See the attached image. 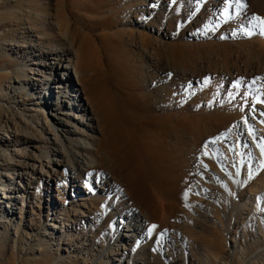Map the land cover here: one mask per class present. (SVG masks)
<instances>
[{
    "label": "bare ground",
    "instance_id": "1",
    "mask_svg": "<svg viewBox=\"0 0 264 264\" xmlns=\"http://www.w3.org/2000/svg\"><path fill=\"white\" fill-rule=\"evenodd\" d=\"M138 1L56 0L57 8L54 12L50 14L35 12L33 17L30 16L32 23L30 33H33L32 37H35L33 44L29 45L32 49L30 48L28 52L21 51L18 44H13V48L20 52V56L16 59L21 61L22 69L26 68L25 54L38 58V60L31 62L32 65L36 66L35 70L37 72V77L33 74L28 83V85L34 87L31 90H35V94L37 92L39 94L41 88H43L44 90L48 89V94H51L53 89H60L56 93L58 95L56 101L48 102L43 96V104L60 114V108L65 107L69 102L66 113L60 115L67 119L71 117L78 118L76 122L84 129L71 132L67 129L69 128V121L64 120L63 117H55L49 114L54 120V124L62 128L65 134H74L80 138L69 140L70 147H76L77 150L73 151L67 146L65 148L60 137L56 135V131L48 124L47 126L50 128V133H52L54 139L52 142L44 139L41 145H30L39 152V155L33 153L34 157L27 158L30 160H24L25 156H20L21 159L16 161V156L20 154L19 149L15 148L13 150L16 155L14 157L9 154L8 145L0 144V170L2 171L0 173V194L2 195V197L0 196V207L4 203L3 200L7 202L4 208H0V223L7 224L9 222L8 219L12 213L6 209L10 204L14 206L17 200H20L23 204L25 198L30 196L29 183L32 184L39 180L45 181L46 179L48 181L58 180L63 182L66 178L69 179L71 174H81L83 167L91 168L95 166L96 170L103 171L110 178L107 182L108 179L103 177L102 184L98 186V189L100 191H110V194H115V197L121 199L124 211L119 214L118 220L113 219L117 234L110 236L107 245L105 232L109 231L111 234L112 228L105 229L102 226L108 220L112 221V219L107 217V214L96 215V219L93 220H96V223L99 224L97 230H91L88 238L83 242L78 241L77 244L75 242L70 244L71 247H76L77 258L80 256L79 248L81 246L89 247L92 244L95 246L97 240L102 238L104 241L102 249L108 248L106 255H110L114 264H139V256L152 257L151 263L146 264H159L156 257L152 255L154 254L151 253L152 250L147 247L148 245L142 246L147 243L146 241L149 242L153 240L154 236H158V232L153 230L152 225L154 222L151 221L152 217L148 215V210L153 208L155 213L158 207V210H161L162 220L164 216L174 211V203H169L171 201L178 204L180 208L185 209L190 201L189 193L192 191L196 193L195 186L197 187L205 177L201 173V169L198 168L197 173L191 174L189 182L187 181L189 173H191L187 159V157H190V153L184 138L189 142L188 135L196 134L191 141L196 143L200 140L201 142L203 140L202 132H204L202 128L212 124V131L216 139L215 147L217 146V153H215L219 155L218 157L223 161V164L234 168L233 164L236 163L239 170L249 167V164L245 162L244 153H240L242 151L237 146L239 142L245 144V140L241 135L234 138V151L223 143V141L231 142V135L234 134L237 128L235 125L233 126L234 121H232L231 116L208 114L201 119H195L196 116L189 119L179 117L175 124H172V118L167 115V111L174 98L173 92L163 86L162 91L152 97L153 93L144 89L147 85L153 83L156 77H159L162 83H165L168 79H173L174 71L171 69L170 64L177 63L180 57L178 52L175 51L176 47L167 43V41L176 37L172 26L173 18L177 24L181 20L180 11L186 14L184 17H189V14H191L190 16L201 15L204 8L201 4L203 1L197 0L196 6L191 8L187 5L183 6L178 0H174L171 6L167 0H141V5H138ZM244 1L250 2V0ZM228 2L229 0H214L209 9L222 20L223 17H227L225 8ZM248 12L244 14L245 19L249 17ZM38 17L46 21L42 23L41 29L34 24ZM243 19L234 13L232 18L234 22H231L228 26L239 25ZM127 27L133 29L138 27V30L137 32H126L125 28ZM146 29L152 31L156 29L158 37L165 43L159 42L157 36L152 39L151 36L144 34L143 31ZM99 30L113 31L108 36L94 34ZM35 46L36 48H34ZM261 48L262 55H264V41ZM15 55L17 54L15 53ZM233 62L228 63V65L222 64L223 66L219 67L217 74H213L214 72L211 71L209 63L199 66V69L192 65L194 67H192L191 72H175L176 90L181 91L178 86L183 83L193 82L194 85L201 84L202 86L205 76H212L211 88H206L208 94L202 93V90L199 92L203 94L204 98H209L217 87V90H222L220 92L225 91V96L221 98L223 100L220 101L219 105L222 106L228 103L229 108H234L236 113L233 114L234 119L235 116L237 117V113L239 115L238 111H243L246 116H249L246 119L247 123H245L247 137L255 145V162L259 170L264 171V168L261 167L264 155L261 154L259 147L260 144L264 143V128L253 116V114L259 116L257 108L260 107L249 102L250 104L246 107H242L243 104L241 105L242 110L241 107H238L239 105L233 102L235 85L242 81L241 71L235 64L237 62ZM47 69L52 73L49 74ZM254 74L262 75L258 72ZM53 84H56L55 88ZM75 84L80 89H77ZM65 85L66 87L63 90ZM15 91L14 95L28 96V93L19 85L15 86ZM81 95L85 99H82ZM36 100H39V95ZM73 110L78 111L80 117L70 113ZM184 110H182V113ZM162 111L166 112V116L157 114V112L162 113ZM89 112L95 119L84 117L89 116ZM94 121L97 122V127L103 132L101 137L96 139L92 135L85 134L86 131L91 133L97 131V128L93 126ZM251 122L256 124L257 131L251 129ZM24 123H26V128L31 130L36 128L34 126H39V122L33 121L30 117H25ZM180 124L185 125V133L179 128ZM189 124L190 129L188 131L187 125ZM226 124L229 125L228 130H225L226 132L219 131ZM3 127H6V129ZM193 127H196V130H193ZM37 131L39 132V130ZM57 132L61 133V131ZM21 135L23 134L20 133L18 126L14 125V130L11 131L6 122L5 126L0 124V141L2 139H4V143H9V140L12 139L17 141V137ZM255 139H258V143H255ZM85 140H89L91 143H85ZM80 143H83V146ZM26 144L31 143L27 141ZM57 146L60 150L56 149ZM202 152L207 153L206 147L203 148ZM43 156H45V159L44 162H41ZM53 161L62 162V164L57 168V166H54ZM15 166L21 169L20 173H17ZM252 168L246 170L249 178L252 175ZM7 169H10L11 172ZM78 178L79 176L76 178L72 176V180H78ZM25 182L27 188H24ZM68 187L74 188L73 182ZM75 187L76 189L79 188V186ZM78 192H81V190H78ZM57 193L59 196L60 191H57ZM15 194L18 195L15 196ZM57 199L61 201L60 197H57ZM91 208L94 207L91 206ZM87 211L90 216L94 214L91 209ZM56 213L57 216L45 224L53 231L60 230V227L56 226V222H61L63 227L67 225L62 221L65 219L64 217H67L66 212L61 209L59 212L57 210ZM30 220L32 225L33 220ZM70 222L75 223L73 220ZM161 225H163V222ZM19 226L20 223H17L16 233ZM76 230L80 232L84 230V227L77 224ZM31 232L30 229V232L24 233V237L32 240L34 234ZM43 232V237L55 236L54 233ZM61 234L62 236L58 239L57 250L61 249L65 253H70L69 250L65 249L66 247H60L66 245L63 239H69L68 235H63V232ZM0 236H4L3 231H0ZM171 238L172 236L162 237L165 242H168ZM33 242L36 246H39V239L34 238ZM110 245H112V248L109 247ZM34 251L41 253L42 249L36 247ZM72 251L74 250L72 249ZM81 260L82 264H87L85 258ZM78 261L76 259V262L80 264Z\"/></svg>",
    "mask_w": 264,
    "mask_h": 264
},
{
    "label": "rangeland",
    "instance_id": "2",
    "mask_svg": "<svg viewBox=\"0 0 264 264\" xmlns=\"http://www.w3.org/2000/svg\"><path fill=\"white\" fill-rule=\"evenodd\" d=\"M167 1L171 6L174 0ZM179 1L180 4L183 6L187 5L189 8L195 7L197 4V0ZM202 1L203 3L201 4H203L204 8L201 15L190 16L191 14H189V17H184L186 14L180 11L181 20L177 24L173 18L172 26L176 37L167 41V43L176 47L175 51L178 52L180 57L178 58L179 61L170 64V67L175 75V72H191L193 70L192 67L195 66L199 69V66L209 63L211 71L214 72L213 74H217L220 66L228 65V63L233 61L237 62L235 64H237L241 71L242 81L238 83V87L235 85L233 102L239 105V108L242 104L244 105L242 107H246L251 102L259 105L260 108H257L259 116L254 115L251 111L250 113L261 124L260 126L264 128V103L257 102L258 100L264 101V79H257V77L261 78V76L264 78V55L261 52L264 35L260 34L261 29L258 22L252 19L254 16L264 19V0H250L249 3L243 0V3L249 5L244 9L237 8L233 4L232 7L228 8L227 17H223V22L217 14L214 15V12L209 9L214 0ZM141 4L142 2L139 0L138 5ZM56 8V0H0V124L5 126L6 122L11 131L14 130V125H16L20 133L23 134L17 137V141L12 139L11 141L9 140V143H4V139H2L0 144L8 145L7 150L14 157L16 155L13 150L15 148L19 149L20 154L16 156V161L21 159L19 158L20 156H25L24 160H26L29 157H34L33 153L39 155V152L30 145H41L44 139H47L49 142L53 141L54 137L50 133L48 124L56 131V135L60 137L65 148L67 146L73 151L77 150L76 147H70L69 140L80 138L74 134H65L62 128L54 124V120L49 114L55 117H63L64 120L69 121V128L67 129L71 132L84 129V127L76 122L78 118L71 117L67 119L60 115L66 113L69 102L65 107L60 108V114L43 104V96H45V100H48V102L56 101L58 97L56 93L60 89H53V94H48V89L44 90L41 88L40 93L38 94L37 92L35 94V90H31L34 87L28 85V83L33 74L37 77L36 66L32 65L31 62L38 60V58L25 54L26 68L22 69L21 61L19 59L17 61L16 59L20 56V52L16 51V48H13V44H18L21 51L28 52L30 48L32 49L29 45L33 44L35 37H32L33 33H30L32 28L30 16L33 17L35 12L50 14ZM179 8L182 10L181 7ZM246 12L249 14L247 19L244 17ZM234 13L239 15L240 18H244L243 21L246 22L241 21L239 25H229V27L228 24L234 22L232 20ZM44 22H46L44 19L38 17L34 24L41 29ZM137 30L138 27L137 29H133L132 27L125 28L126 32H137ZM112 31L99 30L94 34H105L108 36ZM143 33L151 36L152 39L156 36L158 37L156 29L155 31L146 29ZM249 33L252 34L249 35ZM158 38L159 42L165 43L160 37ZM59 71L61 72V70ZM47 72L49 74L52 73L48 69ZM255 72L262 75H256L254 74ZM174 75L173 79H168L165 83H162L160 78L156 77L153 83L144 88L145 91L152 92V97L160 93L163 86L173 92L174 98L169 104L170 108L167 111V115H170L172 118V124H175L179 117L189 119L196 116L195 119H201L208 114H226L228 117L231 116L233 118L232 121H234L233 126L235 125L237 128L234 134L231 135V142L223 141V143L234 151V138L237 135H241L243 140H245V144L243 145L239 142L237 146L242 151L240 153H244L245 162L249 164V167L239 170L236 163L233 164L234 168L223 164V161L218 157L219 155L216 154L217 146L215 147L216 139L212 131V124L206 128H202L204 132H202L203 140L201 142L200 140L196 141V143L191 141L196 134L188 135L189 142L184 138L190 153V157H187V159L191 173H189L187 181L189 182L191 174L197 173L198 168L201 169V173L205 177L197 187L195 186L196 193L193 191L189 193L190 201L185 208L186 210L180 208L174 201H171L169 203H174V211L164 216L162 220L161 210H158V207L155 213L153 208L148 210V215L152 217L151 221L154 222L152 225V227L155 226L153 230L154 232H158V236H154L153 240L146 241L147 243H144L142 246L148 245L147 247L152 250L151 253H154L152 255L156 257L159 264H264V171L259 170L255 162V145L247 137L245 123H247L246 119L249 116H246L243 111H238L239 115L237 113V117L235 116L234 119L233 114H236L234 108H229L228 103L222 106L219 105L220 101L223 100L221 98L225 96V91L220 92L222 90H217V87L215 88L216 91L209 98H204L201 92L208 94L206 88H211L212 76H205L202 86L201 84L194 85L193 82L186 84L182 81L183 84L178 86V89L181 91H177V81H175ZM253 81L256 82L253 84ZM18 85L28 93V96L14 95L16 93L15 86ZM53 86L55 88L56 84H53ZM65 87L66 85L63 86V90ZM75 87L80 89L76 84ZM38 95L39 103L36 100ZM81 98L85 99L83 95H81ZM242 107L241 109L243 110ZM182 110H184L183 113ZM70 113H74L75 116L80 117L78 111L73 110ZM157 114L159 116H166V112L164 113V111L162 113L157 112ZM25 117H30L35 122L38 121L39 126H34L36 128L32 130L27 129L26 123H24ZM84 117L93 118L90 112L89 116ZM243 117L246 118L243 119ZM93 126L97 128V131L93 133L86 131L85 134L92 135L95 139L100 138L103 132L97 127V122L94 121ZM255 126L256 124H252L251 122V129L257 131L258 128ZM3 128L6 129V127ZM179 128L182 132H186L184 124H180ZM228 128L229 125L226 124L219 131L226 132ZM187 129L189 131L190 124L187 125ZM193 130H196V127H193ZM57 131H61V133ZM27 141L31 144H26ZM212 141L215 142L212 143ZM84 142L91 143L89 140H85ZM256 142L258 143V139H255ZM74 143L76 144V142ZM80 144L83 146V143ZM204 147H206L208 154L202 152ZM56 149L60 150L58 146ZM44 159L45 156L42 157L41 162H44ZM53 164L59 168L62 162L53 161ZM14 168L17 170V173L21 172L20 168L16 166ZM249 168L253 170L251 178L247 177L246 173V170H249ZM7 170L10 171V169ZM72 176H75V178L79 176V178L78 180H72ZM103 177L104 179H108L107 182L110 179L103 171H98L93 166L91 168L83 167L81 174H71L69 179L66 178L63 182L58 180L48 181L46 179L45 181L39 180L32 184L29 183L30 189L28 191L31 193L30 196L25 198L23 204L20 200H17L14 206L10 204L6 209L12 213L8 219L9 222L7 224L0 223V231L4 233V236H0V264H78L76 259L82 264L81 259L83 258L86 259L87 264H114L110 255H106L108 248L102 249L104 243L102 238L97 240L95 246L94 244L89 247L81 246L79 248L81 252L78 257L79 259L76 256V247H71L70 245L73 242L75 244L78 241L83 242L88 238L91 230H97L99 224L96 223V220H93L96 219V215L107 214V217L112 219V221L108 220L102 226L105 229L112 228L111 234L109 231L105 232L106 245L110 236L117 234L114 220L119 219V214L124 211V205L121 199H118L117 196L115 197V194L98 189V186L102 184ZM72 182L74 188H69L68 186L72 185ZM62 185L63 187H61ZM75 186H79V188L77 187L76 189ZM24 188H27L26 182ZM78 190H81V192H78ZM57 191H60L59 196ZM17 195L15 194V196ZM0 196L2 197L1 194ZM57 197H60L61 201ZM5 201L3 200L4 203L0 208L6 206L7 202ZM91 206L94 208H91ZM61 209L67 214V217H64L65 219L62 220L67 225L63 227L61 222H56V226L60 227V230L57 231L46 227L47 221L56 217V211L58 210L59 212ZM88 209H91L94 214L90 216L87 211ZM30 219L33 220L32 225L30 224ZM71 220L75 223H71ZM162 222L163 225L167 223L163 226L161 225ZM17 223H20V226L16 233ZM77 224L82 225L84 230L77 231ZM38 227H40L39 230ZM4 228L6 229L5 231ZM30 229L32 230L31 233L34 234L33 239H39V246L35 245L33 239L29 240L24 237L23 234L30 232ZM43 231L49 234L54 233L55 236L43 237ZM61 232H63V235H68L69 239H63L66 245L60 247H66L65 249L69 250L70 253H65L61 249L57 250L58 239L62 236ZM163 236H172V238L168 242H165L162 239ZM157 237H160V239ZM36 247L42 249V252H35L34 249ZM109 247L112 248V245ZM139 258V264L151 263L152 260L151 256H139ZM44 260L45 262H43Z\"/></svg>",
    "mask_w": 264,
    "mask_h": 264
},
{
    "label": "snow or ice",
    "instance_id": "3",
    "mask_svg": "<svg viewBox=\"0 0 264 264\" xmlns=\"http://www.w3.org/2000/svg\"><path fill=\"white\" fill-rule=\"evenodd\" d=\"M233 4L237 7V8H245L247 7V5L245 3H243V0H229V3L227 5V7L225 8V13L227 14L228 12V8L232 7ZM253 21H256L258 22L259 26H260V34L261 35H264V19H261L260 17L258 16H254L253 18ZM252 33H249V35H251ZM257 79H264V78H257ZM253 83H255V81H253ZM237 87L239 86L238 84L236 85ZM257 102H260V103H264V101H257ZM215 141H212V143H214ZM260 147V150H261V154L264 155V143L260 144L259 145ZM261 167L264 168V161H261ZM155 227V226H153Z\"/></svg>",
    "mask_w": 264,
    "mask_h": 264
}]
</instances>
